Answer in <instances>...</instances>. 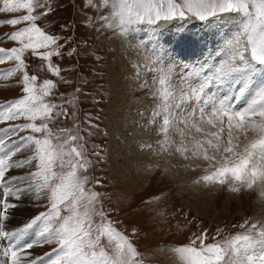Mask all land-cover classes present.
I'll return each instance as SVG.
<instances>
[{
	"label": "snow or ice",
	"instance_id": "snow-or-ice-1",
	"mask_svg": "<svg viewBox=\"0 0 264 264\" xmlns=\"http://www.w3.org/2000/svg\"><path fill=\"white\" fill-rule=\"evenodd\" d=\"M86 6L96 10L88 20L93 25L99 22L98 32H110L112 38L121 39L148 30L158 45L155 52L166 51L158 40L163 23L193 18L212 23L224 15L241 17L225 49L209 53L203 61L197 58L182 63L183 55L171 61L182 69L178 87L172 83L171 64L164 62L157 77L163 102L152 119L159 127L152 130L162 134L157 144L164 153L179 154L188 161L184 167L195 171L203 163L206 174L193 183L226 185L233 193L258 188L264 201V79H258L264 76V0H99L98 5L87 0ZM21 10L24 14L0 20V25H24L0 37L18 45L0 47V65L14 62L13 67L0 70V78L19 74L17 84L22 93L0 104V125H4L0 127V241L7 242L0 249L6 258L0 264H150V257L135 243L136 229L131 235L119 231L118 222L103 205L105 197L86 187L90 177L82 173L88 172L91 161L78 127L73 125L75 132L54 127L61 117L75 116L63 105L77 101L75 96L63 103L46 100L62 98L64 94L57 95L54 90L59 83H70L62 75L66 70L53 61L54 57L63 60L70 38L61 43L59 35L39 26L42 19L54 14V4L51 0H2L0 13ZM176 43H189L194 53L198 41L178 34ZM223 51L226 56L221 55ZM26 54L42 61L59 81L47 78L38 83V76L29 74ZM79 54L77 47L66 53L68 57ZM17 120L24 122L9 123ZM145 146L152 148L151 144ZM25 152L32 154L25 156ZM92 154L101 155L99 151ZM57 167L59 172L54 170ZM25 168L33 170L12 175ZM42 195L48 197L47 210L8 229L16 202ZM162 196L150 199L158 201ZM159 215H164L163 211ZM233 227L242 232L217 240L222 231L217 228L212 242H207L208 229L201 228L192 233L187 244L172 251L183 264H264V219L246 218ZM45 245L55 246L42 255L33 252Z\"/></svg>",
	"mask_w": 264,
	"mask_h": 264
},
{
	"label": "rangeland",
	"instance_id": "rangeland-1",
	"mask_svg": "<svg viewBox=\"0 0 264 264\" xmlns=\"http://www.w3.org/2000/svg\"><path fill=\"white\" fill-rule=\"evenodd\" d=\"M51 2L55 8L54 14L49 15L47 19H42L39 26L49 34L59 35L61 43L70 38L63 50L65 52L63 60L59 57L53 58L54 63H59L66 70L62 72V75L70 83H59L58 89L54 90L57 95L63 93L62 98L57 99V96H50L46 100L63 103L64 100L71 101L74 96L77 97L75 105L71 103L63 105L68 108L70 114L75 112V116L61 117L59 123L54 127L73 128L74 124L78 127L80 135L85 138L83 143L86 155L91 161L88 172L82 173V175L90 177L86 187L105 197L103 205L106 210H110L111 219L118 222L116 227L119 231L131 235L132 230L136 229L138 238L135 243L141 253H146L150 257V264H183L178 254H175L172 249L187 244L192 233H198L201 228L208 229L209 240L207 242H212L211 236L215 235L217 228L222 229L220 235L217 236V240H221L242 232L240 228L233 227V225H239L246 218L264 219V201L259 196L258 188L252 191L242 190L240 193H233L228 190L226 185L210 184L215 192L211 198L202 200L201 197L195 196L189 188L184 187L185 181H190L194 176L185 173L191 168L185 172L176 170L170 156L161 153L154 154L156 151L153 146V149L146 147L145 150L142 146H138V149L141 148L143 151V155L142 153L136 155L133 150V146L142 140L136 141L138 136L132 127L144 124L148 129L147 133L145 130L143 131L144 141L148 138L151 139L150 142H154L156 148L160 150L157 144V134L155 135V131L149 132L155 125L152 123L155 109L149 110V108L152 105H158L159 90H154L149 94L150 86L147 84L152 83L153 85L155 82L152 89H162L158 84L157 77L161 68H164V61L167 59L168 48L164 46L165 43L167 45V43L175 42L172 50L175 55L170 51L173 60L180 59V55H183L185 58L183 61H192L197 58H201L203 61L209 53L225 49L227 39L233 37L237 32L241 17L235 14L224 15L223 18L213 20L212 23L194 18L187 21L177 19L163 23L160 29L162 34L158 37L159 47L167 50L155 52L158 45L153 42L154 38L148 30L132 32L121 39L112 38L110 32L104 34L98 32L99 22L95 25L89 23L88 18L95 16L96 10L91 6H86L87 0H51ZM111 2L112 0H110ZM93 4L98 5L99 0H93ZM105 14L108 13L105 12ZM14 16L18 15L0 13V20ZM62 25L64 27H61ZM23 26V24L15 27L0 25V34L4 35L6 32ZM185 29L195 31L197 36L193 40L198 41V44L192 54L188 52L191 51L189 43L177 45L176 41L172 40L173 38L177 39L178 34ZM206 31L209 32L204 35L203 32ZM200 34H202L201 37H199ZM2 36L0 35V37ZM13 46L18 45L9 40H0L2 48L7 49ZM72 47H77L80 54L68 57L66 53ZM201 55L202 57H199ZM221 55L226 56V51H223ZM159 56L163 57V62H158L161 58ZM26 57L29 74H36L38 83L47 78L59 81V78L52 77L43 67L42 61L31 57L30 54H26ZM97 57L101 59H97ZM190 61L187 63H191ZM13 66L14 62L9 61L0 65V70ZM153 76H156L155 79ZM178 77L179 74L173 76L174 79H178ZM148 78H151V81ZM18 79L19 74L7 80L0 78V104L22 95L19 91L20 86L17 84ZM258 79H264V76ZM77 87L82 89L81 93L75 92ZM156 92L158 94H154ZM137 98L140 100H136ZM148 98L151 103L148 102ZM143 102L149 103L148 109L146 108L149 111V123H147L148 119L145 118V115L141 120L138 117L137 122L130 120L129 117L132 114L129 113L131 111L129 108ZM141 112L142 110L139 111V113ZM112 113L116 115L114 116L117 120H115V125L111 124L109 119ZM86 121H91V124L97 127H90ZM23 122V120H17L9 123ZM3 126L0 125V127ZM52 126L50 125V127ZM76 130L73 128L74 132ZM95 151H99L101 155H93L92 153ZM141 151L139 150V152ZM31 154V152L24 153L25 156ZM32 170L30 168L14 170L12 175L18 176ZM54 170L60 171L58 167ZM204 174H206L205 170L200 172V176ZM95 180H99L100 183L96 184ZM19 182L17 181V183ZM162 193L163 196L160 200L150 199L153 196H160ZM145 201L148 202L145 203ZM16 203H18L16 211L24 213L21 218L18 217L12 222L10 230L27 223L39 212L46 211L48 197L47 195H42L39 199L24 197ZM12 211L14 212L15 209ZM161 211L164 215H159ZM190 220L191 224L188 223ZM102 243L107 245L106 240H102ZM6 244V241L0 242V248ZM54 246L45 245L43 248H35L36 252L33 249V252L42 255L44 252L51 251Z\"/></svg>",
	"mask_w": 264,
	"mask_h": 264
},
{
	"label": "bare ground",
	"instance_id": "bare-ground-1",
	"mask_svg": "<svg viewBox=\"0 0 264 264\" xmlns=\"http://www.w3.org/2000/svg\"><path fill=\"white\" fill-rule=\"evenodd\" d=\"M189 22V21H188ZM197 23V22H196ZM189 24V23H188ZM192 24V23H191ZM173 25H175V24H173ZM197 25V24H196ZM179 26V25H178ZM204 26V25H203ZM168 27V26H167ZM174 27V26H173ZM172 28V27H171ZM177 29V28H176ZM180 29H182V28H180ZM194 29V28H193ZM196 29V28H195ZM195 32V31H194ZM192 30H182L181 32H180V34H183V35H185L186 37H189L191 40H193L195 37H197L196 36V34L194 33ZM208 32L209 31H206V32H203V34L204 35H207L208 34ZM172 35V34H171ZM212 36H214L213 34H211ZM173 36H174V34H173ZM202 36V34H200L199 35V37H201ZM163 38V37H162ZM176 38V37H175ZM154 40V39H153ZM167 40V39H166ZM173 41H176V39H172ZM171 40V41H172ZM214 40H216L215 38H214ZM220 40V39H219ZM160 42V41H159ZM221 42V41H220ZM175 43V42H174ZM174 43H167V45H166V43H165V47L166 48H168V53H166V56H167V61L165 60L164 62H168L169 64H171V61L173 60V56H172V54H174L175 55V53L172 51L173 50V47L175 46V44ZM161 44V43H160ZM184 44H186V43H184ZM200 45V44H199ZM163 46V45H162ZM218 46H219V44L216 46L217 48H218ZM189 49H191V48H189ZM197 49H198V47H197ZM167 50V49H166ZM170 51H171V53L172 54H170ZM186 51H187V49H186ZM141 52V51H140ZM188 52H190L191 54H192V52L191 51H188ZM162 53V52H161ZM136 54H138V53H136ZM205 54V53H204ZM204 54H203V57H204ZM147 55V54H146ZM152 55H154V54H152ZM154 56H156V55H154ZM170 58H169V57ZM179 56V55H178ZM159 57H161V56H159ZM199 57H202V55L201 56H199ZM156 59H159L158 57H156ZM177 60H179V59H177ZM200 60H201V58H200ZM160 61V60H159ZM188 61H190V60H186V61H182V63H187ZM163 62V61H162ZM190 62H192V61H190ZM151 64V63H150ZM155 64V63H154ZM158 64V63H157ZM160 64V63H159ZM160 66V65H159ZM161 66H162V64H161ZM144 68H145V66H143ZM155 67H156V65H155ZM171 67H172V76H174L175 74H180V72H181V67L180 66H175L174 64H171ZM156 69V68H155ZM162 69V68H161ZM157 70V69H156ZM161 71V70H160ZM157 72V71H156ZM158 73V72H157ZM173 73H175V74H173ZM159 74V73H158ZM149 75V74H148ZM151 75V74H150ZM147 76V75H146ZM154 77V76H153ZM153 77H152V79H153ZM156 77V76H155ZM155 77H154V79H155ZM143 78H145V77H143ZM148 79H150V81H151V78H148ZM153 79V81H155ZM140 81H141V79H140ZM139 81V82H140ZM172 83L174 84V85H176L177 87L179 86V84H180V81H179V79H174V78H172ZM146 84V83H145ZM116 85V84H115ZM134 85V84H133ZM142 85V84H141ZM153 85L155 86V82L153 83ZM152 83L151 84H147V86H150L149 87V90H148V93L150 94V92H153L154 90H159L158 92H159V94H158V92H156V93H154V94H158V105H160V104H162V98H161V96H160V91H162V89H152ZM154 86H153V88H154ZM115 88V87H114ZM117 88V87H116ZM148 89V88H147ZM116 91V90H115ZM139 91V90H138ZM147 94V93H146ZM140 95V94H139ZM137 96H138V94H137ZM148 96V95H147ZM145 97V96H144ZM136 100H140L139 98H137ZM148 102H149V98H148ZM133 103V102H132ZM149 103H151V102H149ZM149 103H147V102H143V103H141L140 105H132L131 106V108H129L131 111H129V113H131L132 115H130V117H129V119L130 120H133L134 122L136 121H138V119L140 118V120L142 119V117L145 115V118H147L148 119V122L147 123H149V118H150V116H148V113H149V111L147 110L148 108V104ZM135 104V103H134ZM148 105V106H147ZM147 108V109H146ZM157 108V105H152V106H150V108H149V110H152V109H156ZM142 110V112L141 113H139V111H141ZM120 111H121V109H120ZM144 111V112H143ZM136 113H138V114H136ZM151 113V112H150ZM115 114V113H114ZM113 113H112V115L110 116L111 118H109L110 119V122H111V124H113V125H115V117L114 116H116V115H114ZM124 114V113H123ZM142 115V116H141ZM126 116H127V114H126ZM152 116V115H151ZM139 117V118H138ZM159 120V122L160 123H162V120H160V119H158ZM117 121V120H116ZM133 124V123H132ZM131 124V125H132ZM153 125V124H152ZM115 127V126H114ZM159 127V123H157V124H155L153 127H152V129H155V128H158ZM132 129H135L136 131H135V133H136V136H138V137H136V141H140V140H142L141 142H138V144L136 145V146H133V150H134V153H136V155L137 154H139V153H142V155H143V151H141V148L140 149H138V146H142L143 147V149L145 150L146 149V146L145 145H147V144H151L152 146H153V148H155V153L154 154H165L166 155V153H164L161 149H160V146H159V149L160 150H158L156 147V144L154 143V142H150V141H152L151 139H147V138H145V139H147L146 141H144V134H143V131L145 130L146 131V133L148 132V129H147V127H146V125L144 124V125H142V126H135V125H133V127H132ZM149 130V132H152V131H155V130ZM130 130V129H129ZM128 130V131H129ZM154 134V133H153ZM152 134V135H153ZM157 134V136H158V141H160V140H162V138H163V136H162V134H160V133H158L157 131H155V135ZM133 141H134V139H132ZM155 140H157V139H155ZM152 148V149H153ZM112 149V148H111ZM139 150L141 151V152H139ZM138 152V153H137ZM145 155H146V153H145ZM155 156H157V155H155ZM169 158H171V160H172V164H174L175 166H176V170H180L181 172H185L187 169H189V168H186V167H184V165L185 164H187L188 163V161H185L184 159H182V157L181 156H179V154H175V155H173V156H170ZM202 163V162H201ZM136 168V167H135ZM136 170V169H135ZM140 170H141V168H140ZM204 170V166H203V163H202V166L200 167V168H196V170L195 171H193L192 169H190V170H188V171H186L185 173L188 175V174H193L194 176H193V178L190 180V181H185V183H184V187L185 188H189L192 192H193V194H195V196L197 195L198 197H201V199L202 200H207V199H209V198H211L212 196H213V193L215 192V190L213 189V188H211L210 187V184H205L204 182H201V183H199V184H196V183H193V181L194 180H196L198 177H200V172L201 171H203ZM191 171V172H190ZM132 174H133V172H132ZM20 183V182H19ZM23 213L24 212H22V211H16V209H15V211L13 212V214H12V216L9 218L10 219V224L8 225V229L12 226V222L13 221H15L18 217L19 218H21L22 217V215H23ZM0 242H2V241H0ZM3 242H5V241H3ZM3 247H5V245H2L1 246V248L0 249H2ZM35 250V252H36V249H34ZM34 252V253H35ZM4 259H6V258H4L2 255H0V260H4Z\"/></svg>",
	"mask_w": 264,
	"mask_h": 264
},
{
	"label": "crops",
	"instance_id": "crops-1",
	"mask_svg": "<svg viewBox=\"0 0 264 264\" xmlns=\"http://www.w3.org/2000/svg\"><path fill=\"white\" fill-rule=\"evenodd\" d=\"M0 6H2V0H0ZM24 12H23V10H21V11H19V12H16V13H5V15H19V14H23ZM2 14H4V13H2ZM1 36L3 35V34H0Z\"/></svg>",
	"mask_w": 264,
	"mask_h": 264
}]
</instances>
